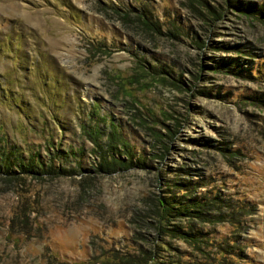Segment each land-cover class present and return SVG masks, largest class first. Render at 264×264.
<instances>
[{
  "label": "rangeland",
  "instance_id": "374dc122",
  "mask_svg": "<svg viewBox=\"0 0 264 264\" xmlns=\"http://www.w3.org/2000/svg\"><path fill=\"white\" fill-rule=\"evenodd\" d=\"M0 153L67 170L0 173V264H264V0H0Z\"/></svg>",
  "mask_w": 264,
  "mask_h": 264
},
{
  "label": "trees",
  "instance_id": "16d2710c",
  "mask_svg": "<svg viewBox=\"0 0 264 264\" xmlns=\"http://www.w3.org/2000/svg\"><path fill=\"white\" fill-rule=\"evenodd\" d=\"M234 10H240L243 14H250L253 15L252 18H258L261 17V12L255 11L253 8L249 6H241L240 4H236L231 6ZM138 12L135 13V19L138 22H141L142 26L146 29L153 30L156 28L157 23L155 20L152 19L150 10L148 8H141L137 9ZM136 10V11H137ZM153 28V29H152ZM157 30V29H156ZM231 48V47H230ZM235 49V48H234ZM117 134V135H115ZM86 135L89 139V142L92 143L93 148L91 150L94 153H97L98 156V163L97 165L93 168L95 172H112L117 166L123 165L125 161L121 159V157H127V163L131 162L130 157L131 153L129 148L127 147L126 143L121 139L120 135L118 133H115V131H109L108 135H105V140L106 143H100L97 140V136H90L88 132H86ZM1 154V153H0ZM2 155V154H1ZM121 156V157H120ZM0 173L3 172L5 174H10L14 173L11 168L12 167H17L18 170H20L23 173H36L37 170H39L40 174H48L49 172L56 171L58 173H66L67 170L65 169H60V167H55L54 165L50 164L48 166L43 165V163H38L32 160V156L27 159V161H24V159L21 158V156L16 154L13 156V159L11 157L5 156L4 158H0ZM36 164V165H35ZM125 165V164H124ZM130 165V164H129ZM180 190H185V185L182 183H179L176 185ZM181 198L178 197H172L169 200L163 199L162 201H159V207L160 210L157 213L158 217V223L161 224L160 232L164 233H171L172 235L179 234V238L184 240L187 238L194 239L198 238L201 235L197 236L196 233L192 232H187L180 230L179 228L176 227V225L171 226V228H167L165 225L163 226V223L168 222L173 220L169 219L174 218V219H180L181 217H188L191 216L196 219H200L202 221H206L205 218L203 217V206L204 201L200 200H189V201H183ZM236 211L234 210H229L227 215L223 214V216L227 217H232V214H234ZM203 217V219H201ZM222 217V214L220 216H216L214 220L220 221ZM201 241V240H198ZM123 256V255H122ZM122 256L115 257L114 262L115 264H124L122 261ZM147 262L143 258L141 260V264H146Z\"/></svg>",
  "mask_w": 264,
  "mask_h": 264
}]
</instances>
